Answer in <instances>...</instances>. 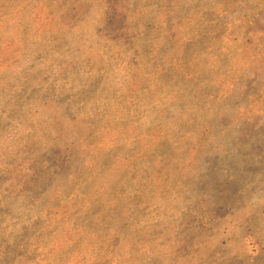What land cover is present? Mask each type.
<instances>
[{"label": "rangeland", "instance_id": "rangeland-1", "mask_svg": "<svg viewBox=\"0 0 264 264\" xmlns=\"http://www.w3.org/2000/svg\"><path fill=\"white\" fill-rule=\"evenodd\" d=\"M0 264H264V0H0Z\"/></svg>", "mask_w": 264, "mask_h": 264}]
</instances>
